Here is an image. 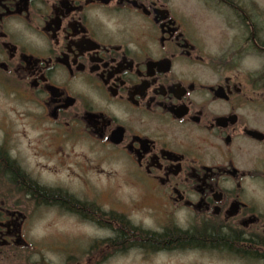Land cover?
Wrapping results in <instances>:
<instances>
[{"label":"flooded vegetation","instance_id":"af4514ba","mask_svg":"<svg viewBox=\"0 0 264 264\" xmlns=\"http://www.w3.org/2000/svg\"><path fill=\"white\" fill-rule=\"evenodd\" d=\"M0 0V264H264V1Z\"/></svg>","mask_w":264,"mask_h":264},{"label":"rangeland","instance_id":"374dc122","mask_svg":"<svg viewBox=\"0 0 264 264\" xmlns=\"http://www.w3.org/2000/svg\"><path fill=\"white\" fill-rule=\"evenodd\" d=\"M173 10L179 20H220L219 15L214 10L198 7L189 0H177Z\"/></svg>","mask_w":264,"mask_h":264}]
</instances>
